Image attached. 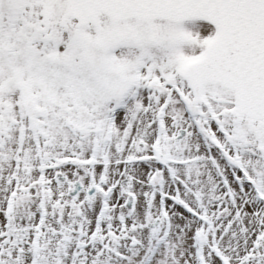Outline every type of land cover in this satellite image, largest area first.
<instances>
[{"label":"snow or ice","instance_id":"snow-or-ice-1","mask_svg":"<svg viewBox=\"0 0 264 264\" xmlns=\"http://www.w3.org/2000/svg\"><path fill=\"white\" fill-rule=\"evenodd\" d=\"M0 264H264V0H0Z\"/></svg>","mask_w":264,"mask_h":264}]
</instances>
